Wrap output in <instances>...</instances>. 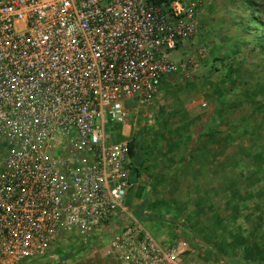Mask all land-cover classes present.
Segmentation results:
<instances>
[{
    "label": "built area",
    "instance_id": "2783aa9c",
    "mask_svg": "<svg viewBox=\"0 0 264 264\" xmlns=\"http://www.w3.org/2000/svg\"><path fill=\"white\" fill-rule=\"evenodd\" d=\"M196 0H0V264L41 257L73 235L112 264H186L126 203L125 102L152 104L168 55L197 32Z\"/></svg>",
    "mask_w": 264,
    "mask_h": 264
},
{
    "label": "rangeland",
    "instance_id": "374dc122",
    "mask_svg": "<svg viewBox=\"0 0 264 264\" xmlns=\"http://www.w3.org/2000/svg\"><path fill=\"white\" fill-rule=\"evenodd\" d=\"M196 1L197 37L192 51L181 54L183 60L187 54L186 59L190 57L193 66L187 74L178 69L167 75L175 82L168 91L165 87L162 92L171 96V103L167 104L166 95L155 101L159 111L150 113L149 123L146 121L149 125L146 127L144 123L145 127L133 131V136L140 144L144 136H156L160 141L183 132L187 134L192 129L169 128L168 122H164L169 114L166 111L170 108L181 116L186 99L192 96L189 94H202L206 105H198L199 109L208 111L209 120L219 124L201 128L209 137L208 167L214 187L210 185L205 191L202 208L195 207L197 200L191 191L183 192L178 200L157 196L154 193L157 185H152L153 175H150L158 169L159 164L154 160L156 165L147 168L150 180L136 184L126 203L133 217L159 243L187 242L190 250L183 255V263L264 264V161L253 159L255 147L264 153V112L255 109L257 100L264 101V38L261 37L264 35V0ZM168 57L174 59L180 55L171 52ZM224 57L222 64L220 58ZM137 105L131 110L136 107L142 110L143 105ZM135 116L131 112L125 124L130 123L131 127V118ZM242 121H249L248 130L260 123V148L256 139L253 148L245 150V146H251L249 136H241V128L237 127L245 125ZM105 130L108 143L117 141L120 136L123 138L119 140L127 137L125 127L121 130L119 124H107ZM5 150V144L0 142V162ZM238 150L240 156H237ZM161 151L162 146L157 144L153 154L159 156ZM262 158L264 160V155ZM148 211L157 217L152 218ZM82 242L73 235H65L41 257L18 264H112L103 255L98 241Z\"/></svg>",
    "mask_w": 264,
    "mask_h": 264
},
{
    "label": "crops",
    "instance_id": "0c3cea01",
    "mask_svg": "<svg viewBox=\"0 0 264 264\" xmlns=\"http://www.w3.org/2000/svg\"><path fill=\"white\" fill-rule=\"evenodd\" d=\"M196 37L197 35H194L193 37L187 39L180 45L177 50L173 51L177 52L180 57L177 58V56L172 60L176 62L183 60L181 59V54H188L192 51ZM180 49L181 51H179ZM187 54H185L184 56L185 59ZM192 66L193 65H190V68ZM167 75H163L161 77L154 101L152 104L148 105V107L141 106L142 110L138 109L137 107L134 109L132 108L131 110V107H133L134 104L137 105L138 102L135 99H128L125 102L126 108L128 109V117L131 115V112L135 113L136 116L134 118H131V127L130 123L119 124V126L121 130L123 127H125V133L127 134L126 139L129 141L132 140L135 143L132 162L133 166L135 162L136 168L139 169L138 174L135 176V180L130 181L131 186L128 190L126 202L128 201L130 190L136 184H138L141 180H150V177L147 176L149 175L147 173V168L151 164L156 165L154 161L156 160V162L159 164L157 167L158 169L155 171V173L150 171V175H153V181L151 183L152 185H157V187L154 188V193L157 196H162L166 200H178L180 199L179 196L183 192L189 193L191 191L192 193H195V200H197V202L194 200L196 202L195 207L197 208L199 206L200 208H202L205 191H208L210 189L209 186L213 184L214 179H210L208 167L209 137L204 135L207 131H205L203 134L201 128L203 126L208 128L210 127V125H219L216 121L212 119L209 120L208 116H210V113L208 111L204 112L199 109V106L206 105V102L202 101V98L204 96L197 92L189 94L192 96H189L191 98L186 99L181 116L176 115L175 113L177 112L174 113V110L170 108L166 111L169 114L164 122H168L169 128L177 129L181 127L182 129H184L186 127L187 129H192L188 131L187 134L183 132L182 134H178L172 138H161L160 141L156 136H144L141 139L140 144H138L133 136V131L142 129L145 126L147 127L149 125L148 115L150 113L155 114V111H159V109H156L157 107L155 105V101H160V98L162 99L166 95L167 104L171 103V96H167V94H164L162 92L165 87L168 91L170 85H173V83L175 82V80L171 76ZM192 98L194 99L192 100ZM129 100H132V102H128ZM151 106L154 108H152L151 111H147V109L151 108ZM159 106H161V103L159 104ZM147 120L148 123L146 122ZM144 123L147 124L145 125ZM153 124H155V121L152 122V125ZM119 138L123 137L120 136ZM179 143L180 146H178ZM157 144H160L162 146V151L159 156L153 154V149L157 146ZM238 152L239 155L237 156H240V151L238 150ZM202 162H204V165L202 164ZM154 168H156V166H154ZM211 187L214 186L212 185ZM127 205L129 206V204ZM148 213H150V216H152V218L157 217L153 212L148 211ZM185 220L186 218L184 219V221ZM203 222L206 223V221H202V223ZM188 250H190L189 246Z\"/></svg>",
    "mask_w": 264,
    "mask_h": 264
},
{
    "label": "trees",
    "instance_id": "16d2710c",
    "mask_svg": "<svg viewBox=\"0 0 264 264\" xmlns=\"http://www.w3.org/2000/svg\"><path fill=\"white\" fill-rule=\"evenodd\" d=\"M159 1H167V2H169V1H171V0H159ZM261 37H263L264 38V35L262 36L261 35ZM221 60V63L222 64H224L223 62H224V59H225V57L224 58H220ZM257 102H258V104L255 106V109L256 110H258V111H262V112H264V101H260V100H257ZM245 125H243V124H241V125H239V126H237L238 127V129L239 128H241L240 129V131H241V136H243V137H245V138H247L248 136V138H247V140H248V144H249V146H251L250 148L249 147H247V146H245L244 148H245V150H251V148H253L252 147V145L254 144V142L253 141H255L256 139H257V142H258V146H259V148H260V146H261V144H260V140H261V138H258V137H260L259 135H258V126H260V123H257L255 126H253V130H248L246 127H248L247 126V124H248V122L249 121H242ZM262 123H264V121L262 122ZM213 132H218V130H212ZM254 131H255V134L253 135V133H254ZM253 135V136H252ZM262 141H264V134H262ZM134 148H135V143H134V141H129V149H130V155L132 156L133 154H134ZM256 148H258V147H255V152H256V154H255V157L253 158V159H255V158H257V160L256 161H258V159H260V161L262 160V161H264L263 160V158H262V156L264 155V153H262L261 151H260V149H258V150H256ZM264 149V148H263ZM255 169V168H254ZM138 171H139V169H137L136 167H134V169H133V171L131 172V174H130V181H133V180H135V176L138 174ZM83 244V243H82ZM83 246V245H82Z\"/></svg>",
    "mask_w": 264,
    "mask_h": 264
},
{
    "label": "flooded vegetation",
    "instance_id": "af4514ba",
    "mask_svg": "<svg viewBox=\"0 0 264 264\" xmlns=\"http://www.w3.org/2000/svg\"><path fill=\"white\" fill-rule=\"evenodd\" d=\"M134 167H136V166H135V162H134Z\"/></svg>",
    "mask_w": 264,
    "mask_h": 264
},
{
    "label": "water",
    "instance_id": "95a60500",
    "mask_svg": "<svg viewBox=\"0 0 264 264\" xmlns=\"http://www.w3.org/2000/svg\"><path fill=\"white\" fill-rule=\"evenodd\" d=\"M138 165V164H137Z\"/></svg>",
    "mask_w": 264,
    "mask_h": 264
}]
</instances>
